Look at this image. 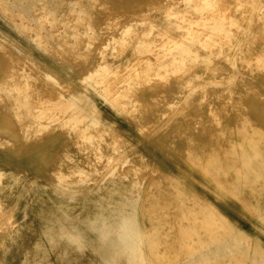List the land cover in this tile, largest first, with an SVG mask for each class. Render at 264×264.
<instances>
[{
    "label": "rangeland",
    "instance_id": "obj_1",
    "mask_svg": "<svg viewBox=\"0 0 264 264\" xmlns=\"http://www.w3.org/2000/svg\"><path fill=\"white\" fill-rule=\"evenodd\" d=\"M167 1L0 0V264H264V1Z\"/></svg>",
    "mask_w": 264,
    "mask_h": 264
},
{
    "label": "clouds",
    "instance_id": "obj_2",
    "mask_svg": "<svg viewBox=\"0 0 264 264\" xmlns=\"http://www.w3.org/2000/svg\"><path fill=\"white\" fill-rule=\"evenodd\" d=\"M89 229L102 246L115 256L123 257L126 264H139L146 237L137 208H129L111 217L93 220L89 224ZM48 242L54 247L64 243L75 247L78 252L87 249L84 234L75 228L62 229L58 237H48Z\"/></svg>",
    "mask_w": 264,
    "mask_h": 264
},
{
    "label": "bare ground",
    "instance_id": "obj_3",
    "mask_svg": "<svg viewBox=\"0 0 264 264\" xmlns=\"http://www.w3.org/2000/svg\"><path fill=\"white\" fill-rule=\"evenodd\" d=\"M42 1V0H41ZM167 1V0H166ZM173 1V0H172ZM176 1V0H175ZM175 1H173V2H175ZM182 1H185V2H190V1H192V0H182ZM264 1V0H263ZM43 2H45V1H43ZM168 3L170 2V1H167ZM172 2V3H173ZM177 2H178V0H177ZM158 3V2H157ZM157 3H155V5H152V7H154V6H156V8H157ZM171 3V2H170ZM169 3V4H170ZM171 3V4H172ZM176 3V2H175ZM162 4H165L164 2L162 3ZM167 4V3H166ZM165 4V5H166ZM150 5V4H149ZM158 5H160V3L158 4ZM137 6V5H136ZM261 7V14H262V16H263V18H264V2L263 3H261V5H260ZM159 7H161V5L160 6H158V8ZM102 8V7H101ZM148 8H149V6H148ZM155 8V7H154ZM155 8V10H156V12H158L157 10L158 9H156ZM163 8V7H162ZM104 9V8H103ZM133 9H135V8H133ZM138 9H140V8H138ZM145 9V8H144ZM150 9H151V6H150ZM161 9V8H160ZM141 10V9H140ZM143 10V9H142ZM155 10H154V12H155ZM133 11V10H132ZM145 11V10H144ZM149 11V10H148ZM170 12V11H169ZM151 14H152V12H150ZM208 13V12H207ZM134 14V13H133ZM139 14H140V12H139ZM171 14V13H170ZM132 15V14H131ZM142 15V14H141ZM147 16H148V14H147ZM151 15H149V17H150ZM224 16V15H223ZM129 17H131V16H129ZM137 17V16H136ZM181 17V16H180ZM131 18H133V16L131 17ZM135 18V17H134ZM138 18V17H137ZM141 18V17H140ZM129 20V19H128ZM131 20H133V19H131ZM142 20H145V19H142ZM114 21H115V19H114ZM135 21V20H134ZM137 21H139V19L137 20ZM129 22V21H128ZM136 22V21H135ZM123 23V22H122ZM119 25V24H118ZM119 27H120V25H119ZM115 28V27H114ZM118 27H117V31H118ZM110 30H112V29H110ZM108 34V33H107ZM110 34H113L112 32L110 33ZM111 36V35H110ZM105 38V37H104ZM104 38H103V42H104ZM106 38H108V37H106ZM114 42H115V40H114ZM101 43V42H100ZM105 43V42H104ZM128 43V42H127ZM103 44V43H102ZM97 45V44H96ZM94 46V45H93ZM102 47V46H101ZM95 48V47H94ZM98 48V47H97ZM96 49V48H95ZM99 49V48H98ZM116 49H117V47H116ZM99 50H102V48L101 49H99ZM95 51V50H94ZM96 51H97V49H96ZM240 58H242V57H240ZM143 59V58H142ZM143 64V63H142ZM141 64V65H142ZM146 69V68H145ZM143 70V69H142ZM244 70H246V69H244ZM92 76V75H91ZM118 76H120V75H118ZM262 77H263V79H264V73H263V75H262ZM198 78H200V76H198ZM107 80V79H106ZM124 82V81H123ZM116 90V89H115ZM117 91V90H116ZM224 91V90H223ZM184 93V92H183ZM223 93H225V92H223ZM164 94H166V93H164ZM186 94V93H185ZM189 95V94H188ZM164 99L166 98V97H163ZM94 109L95 110H97V112L98 111H100V109L98 108V106H94ZM5 111V110H4ZM210 116L211 117H214V116H216L215 115V113L213 112V111H210ZM107 121V120H106ZM135 122V121H134ZM112 124V123H111ZM114 126V125H113ZM118 126V125H117ZM119 127V126H118ZM194 127L195 128H201V120L199 121L198 119H196V122H195V124H194ZM21 138V137H20ZM16 139V138H15ZM22 140V139H21ZM14 141V140H13ZM28 141H29V139H24L23 140V153H15L14 152V149H13V147H14V145H13V147H12V145H0V149L2 150V151H5V152H10V153H14L15 155H17V157L18 156H20L21 154L23 155V157H24V159H27L28 157H29V154H28V152L30 151V147L27 145L28 144ZM13 144V143H12ZM140 147V146H139ZM141 148V147H140ZM139 150V149H138ZM142 155V154H141ZM19 159H20V157H18ZM127 165H129V164H127ZM158 168L160 167V169H161V167L163 168V166H162V164H155ZM119 166H121V165H119ZM124 166V165H123ZM109 168V167H108ZM113 168V167H112ZM111 168V169H112ZM130 168V167H129ZM120 169V168H119ZM164 169V168H163ZM117 170V169H116ZM125 170V169H124ZM107 171V170H106ZM39 174V173H38ZM1 263V262H0Z\"/></svg>",
    "mask_w": 264,
    "mask_h": 264
}]
</instances>
